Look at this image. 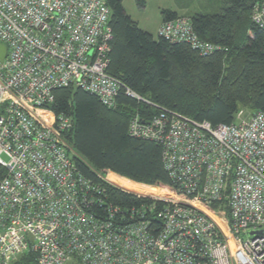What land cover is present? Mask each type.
<instances>
[{
    "label": "built area",
    "instance_id": "2783aa9c",
    "mask_svg": "<svg viewBox=\"0 0 264 264\" xmlns=\"http://www.w3.org/2000/svg\"><path fill=\"white\" fill-rule=\"evenodd\" d=\"M111 14L108 0H0V264L26 254L37 264H264V112L217 126L135 113L131 136L162 145L173 188L76 168L74 117L47 108L71 86L117 106ZM252 21L264 30V3ZM158 36L217 49L186 16ZM107 186L140 205L112 204Z\"/></svg>",
    "mask_w": 264,
    "mask_h": 264
},
{
    "label": "trees",
    "instance_id": "16d2710c",
    "mask_svg": "<svg viewBox=\"0 0 264 264\" xmlns=\"http://www.w3.org/2000/svg\"><path fill=\"white\" fill-rule=\"evenodd\" d=\"M144 5L145 0H138ZM264 0H222L214 14L187 16L197 37L217 47L208 55L186 42L157 39L126 12L123 0H108L113 39L108 73L120 79L117 106L76 87L55 91L48 117H74L67 135L80 173L98 180L111 171L136 183L173 188L161 144L131 136L135 113L154 117L167 109L213 126L232 124L242 109L264 112V30L252 21ZM163 22L178 18L163 10ZM132 91L142 97L128 95ZM112 204L140 205L131 195L107 186ZM13 264H37L33 254Z\"/></svg>",
    "mask_w": 264,
    "mask_h": 264
},
{
    "label": "rangeland",
    "instance_id": "374dc122",
    "mask_svg": "<svg viewBox=\"0 0 264 264\" xmlns=\"http://www.w3.org/2000/svg\"><path fill=\"white\" fill-rule=\"evenodd\" d=\"M126 12L139 22L142 29L150 32L157 39L158 29L163 23V10H171L192 15L194 13L214 14L221 10L222 0H145L142 5L138 0H123ZM241 118H250L253 113L242 109ZM237 119V117H236Z\"/></svg>",
    "mask_w": 264,
    "mask_h": 264
},
{
    "label": "water",
    "instance_id": "95a60500",
    "mask_svg": "<svg viewBox=\"0 0 264 264\" xmlns=\"http://www.w3.org/2000/svg\"><path fill=\"white\" fill-rule=\"evenodd\" d=\"M6 55V47L0 44V60L2 61ZM254 232H251L253 234Z\"/></svg>",
    "mask_w": 264,
    "mask_h": 264
},
{
    "label": "crops",
    "instance_id": "0c3cea01",
    "mask_svg": "<svg viewBox=\"0 0 264 264\" xmlns=\"http://www.w3.org/2000/svg\"><path fill=\"white\" fill-rule=\"evenodd\" d=\"M174 12H176V11H174ZM178 13V15H180V16H189V14H186V13H181V12H177ZM138 24H139V22H138ZM140 26V25H139ZM141 28V27H140ZM144 30V29H143Z\"/></svg>",
    "mask_w": 264,
    "mask_h": 264
}]
</instances>
